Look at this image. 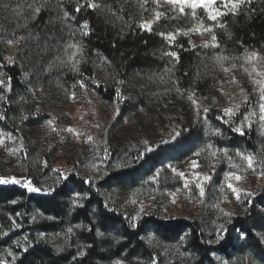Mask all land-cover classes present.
I'll list each match as a JSON object with an SVG mask.
<instances>
[{"label":"rangeland","instance_id":"obj_1","mask_svg":"<svg viewBox=\"0 0 264 264\" xmlns=\"http://www.w3.org/2000/svg\"><path fill=\"white\" fill-rule=\"evenodd\" d=\"M157 1L158 9L137 22L142 31L152 33L154 24L163 20L165 32L158 37L166 45L160 57L167 64L154 71L134 70L119 81L100 56L91 76L79 71L83 56L78 37L86 27L75 23L72 0H0V178L23 182L0 185L27 190L28 184L39 189L30 193L44 196L72 173L91 185L106 209L131 229L145 217L196 221L207 245H219L228 230L239 249L230 256L213 252L217 264H264L249 248L241 252L248 242L236 223L253 208L252 232L264 248V207L254 201L264 198V48L233 59L215 50L214 28L224 14L239 7L233 10L227 0L197 8L191 7V0L183 6ZM89 3L100 6L96 0L79 6ZM41 13L56 28L53 33L30 27ZM180 50L191 52L196 60L193 76L199 89L184 91L173 78L168 64ZM7 67L20 73L14 88ZM68 74H75L77 81ZM98 86L116 88V94L106 97ZM238 128L252 134L253 148L235 137ZM229 184L239 190V200ZM70 187L62 218L46 215L32 203L0 215V240L5 239L0 264H17L34 243L72 258L86 254L91 244L81 233L89 228L70 215L91 193ZM91 218L94 235L107 253L100 264L151 263L139 251L131 255L127 248L118 250L125 241L123 221L103 226L95 206ZM188 234L165 242L150 224L142 236L159 264H189L195 254Z\"/></svg>","mask_w":264,"mask_h":264},{"label":"trees","instance_id":"obj_2","mask_svg":"<svg viewBox=\"0 0 264 264\" xmlns=\"http://www.w3.org/2000/svg\"><path fill=\"white\" fill-rule=\"evenodd\" d=\"M84 1L86 0H72V6H69L77 25L87 23L85 33L78 37L83 56L79 71L91 76L93 65L98 56L105 59L108 70L116 75L119 81L126 78L134 70L154 71L167 64L160 57L166 45L158 37V33L163 31L165 24L163 20L161 19L154 24L152 33L142 31L137 22L138 18L148 16L158 9L157 0H96L100 6L92 8L79 6ZM134 2L136 3L134 4ZM201 12L199 9L198 14ZM30 27H38V30L42 29L47 34L56 30L53 25L47 23V17L43 13L34 19ZM177 28L179 27L177 26ZM214 34L216 39L215 50L225 58L233 59L247 50L257 51L264 48V0L244 1L239 5L236 12L224 14L220 19V25L214 28ZM181 44L187 46L186 42ZM2 64L3 51L0 42V68ZM168 66L173 71V78L178 86L184 91H188L190 87L191 89L201 87V84L195 83L193 75L197 71V65L191 52L180 50L173 63L168 64ZM6 70L10 88H14L16 75L20 73H15L13 68L7 67ZM67 77L74 82L77 81L75 74H68ZM95 88L99 93L110 98L116 94L117 90L112 87L108 90L103 89L102 86ZM235 137L244 140L250 148H253L252 134L241 131L235 133ZM69 185H73L78 191L87 190L91 193V198L84 202V206L77 208L70 215L73 222L80 220L85 228H89V231H82L81 233L85 240L91 244L86 254L82 257L72 258L68 252L55 253L40 243H34L17 264H100L105 260L107 253L94 235L95 231L91 218L92 206L99 210L103 226L123 221V238L125 241L118 246V250L127 248L131 255L139 251L142 253V257L151 258L149 264H159L158 259L145 244L142 236L150 224L154 226L155 232L165 242H172L184 233H189L188 239L195 254V261L189 264H217L212 258L213 252L230 256L231 253L239 250L232 243L228 230L224 232L223 240L219 245H207L196 221L189 222L178 219L172 222H163L145 217L139 222L136 229H131L120 215L106 209L91 185L76 179L72 173H67L63 177V182L49 195L44 196L34 195L17 185H0V215H5L7 211L14 213L18 208L27 207L32 203L44 214L62 218L64 216L63 201L69 198L71 192ZM254 201L264 207V198H257ZM15 202L19 205H16ZM253 217H255V211L252 208L244 217L236 219L237 228H240L242 234L245 235L246 242H248V246L243 248L241 252L247 251L249 248L264 260V248L252 232L254 225L250 223V218ZM28 228L31 229L32 226ZM4 240H0V243H3ZM130 245L133 246L129 247ZM119 251L115 252L119 253Z\"/></svg>","mask_w":264,"mask_h":264},{"label":"snow or ice","instance_id":"obj_3","mask_svg":"<svg viewBox=\"0 0 264 264\" xmlns=\"http://www.w3.org/2000/svg\"><path fill=\"white\" fill-rule=\"evenodd\" d=\"M167 2L169 4H172V5H181V6L189 4V0H167ZM214 2H215V0H191V7L192 8L208 7V6L212 5ZM227 2H228V4L231 5V8L233 10H235L240 5V3L244 2V0H227ZM248 2H251V0H248ZM86 6L87 7H93V5L91 3L87 4ZM39 10H40L39 7H37L36 11L38 12ZM77 10H80V9H77ZM183 10H184L183 7H181V12H183ZM64 15L67 16L68 13L65 12ZM159 15L160 14L157 13V18H159ZM211 17L213 19H215V15L211 14ZM146 26L150 27V25H144V24L140 25V27H142V28L146 27ZM84 27H87V23H85ZM173 38L174 37H171V36L169 37V39H173ZM171 55L174 56L175 53H172ZM76 63H78V62H76ZM73 68L75 69V63L73 64ZM261 99H264V84H261ZM260 110H261L262 113H264V104L260 105ZM205 111H207V109H205ZM261 119H264V116H262ZM69 131H71V129H69ZM236 131L239 132L240 129L238 128V129H236ZM89 139H91V138H89ZM246 159L248 161L249 166L251 167V165H252V157L249 156V157H246ZM193 164L195 165V162H193ZM180 175L183 176V173H180ZM235 178L237 180L240 179L239 176H236ZM16 183H23V182L22 181H18V180L14 179V178L13 179L0 178V184H16ZM24 186L27 188V190L29 192H37V191H39V189H37L35 187H31L28 184H25ZM198 187H199V185H198ZM228 187L232 190L233 194H235L236 198L239 200L240 199L239 190L237 188L233 187L231 184H229ZM201 195H203V189L202 188H201ZM245 195H252V193H245ZM69 231H71V229H69ZM220 231H224V225H221ZM98 235H100V234L98 233ZM221 238L222 237L217 236L218 240L221 239ZM58 251H63V249H58ZM80 255L83 256L84 253L81 252ZM115 264H121V261L117 260V261H115Z\"/></svg>","mask_w":264,"mask_h":264}]
</instances>
